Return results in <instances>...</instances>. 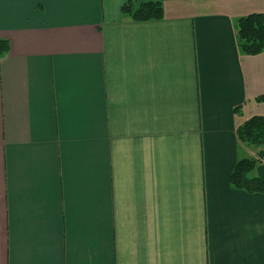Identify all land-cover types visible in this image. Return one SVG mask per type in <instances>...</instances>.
<instances>
[{
    "label": "crops",
    "instance_id": "crops-1",
    "mask_svg": "<svg viewBox=\"0 0 264 264\" xmlns=\"http://www.w3.org/2000/svg\"><path fill=\"white\" fill-rule=\"evenodd\" d=\"M125 1L0 0V264H264V190L230 181L264 116L237 21L264 0Z\"/></svg>",
    "mask_w": 264,
    "mask_h": 264
},
{
    "label": "trees",
    "instance_id": "trees-1",
    "mask_svg": "<svg viewBox=\"0 0 264 264\" xmlns=\"http://www.w3.org/2000/svg\"><path fill=\"white\" fill-rule=\"evenodd\" d=\"M122 13L133 20L142 21L162 16L163 5L160 0H126ZM237 45L246 54H257L264 48V12H251L237 21ZM9 49V41L0 39V55ZM238 138L247 144L258 146L255 157L239 159L231 171L230 181L238 188L247 191H263L264 183L250 172L256 163L264 158V116L252 115L237 127Z\"/></svg>",
    "mask_w": 264,
    "mask_h": 264
}]
</instances>
